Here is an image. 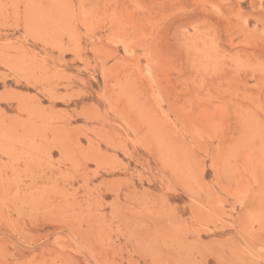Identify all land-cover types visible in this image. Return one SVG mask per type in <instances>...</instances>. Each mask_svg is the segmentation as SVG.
<instances>
[{
    "label": "rangeland",
    "instance_id": "1",
    "mask_svg": "<svg viewBox=\"0 0 264 264\" xmlns=\"http://www.w3.org/2000/svg\"><path fill=\"white\" fill-rule=\"evenodd\" d=\"M0 264H264V0H0Z\"/></svg>",
    "mask_w": 264,
    "mask_h": 264
},
{
    "label": "bare ground",
    "instance_id": "2",
    "mask_svg": "<svg viewBox=\"0 0 264 264\" xmlns=\"http://www.w3.org/2000/svg\"><path fill=\"white\" fill-rule=\"evenodd\" d=\"M18 104V103H17ZM19 106V105H18ZM34 106V105H33Z\"/></svg>",
    "mask_w": 264,
    "mask_h": 264
}]
</instances>
